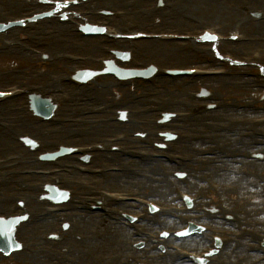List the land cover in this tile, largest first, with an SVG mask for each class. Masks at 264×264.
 <instances>
[{
    "label": "rangeland",
    "instance_id": "rangeland-1",
    "mask_svg": "<svg viewBox=\"0 0 264 264\" xmlns=\"http://www.w3.org/2000/svg\"><path fill=\"white\" fill-rule=\"evenodd\" d=\"M8 1V0H5ZM98 1V0H97ZM170 2V0H168ZM177 1V0H175ZM174 1V2H175ZM194 1H196V3H194ZM189 0V4H233V0ZM135 2H137V4H139L140 6L145 7L144 5L147 4H151L148 2V0H135ZM183 2V1H182ZM91 3V1L89 2ZM106 3V4H105ZM103 4H100L98 8V5L96 3L95 0L92 1L91 5H88V3L86 4V6H81L79 8H77L75 10L76 13H84V12H88L89 10H105V9H109V7H105L107 4H114L113 1L112 2H105ZM0 4H8L7 2H0ZM118 4V3H116ZM120 4H126L125 0H121ZM234 4H238V3H234ZM241 4V3H240ZM97 6V7H95ZM148 6V5H147ZM255 5H250L249 7H252ZM117 8L119 9H123V7L118 6ZM32 10H36L35 8L32 9L31 7L23 10L22 12L20 11L19 13H6L5 18H16L19 17L21 15H27L28 12L32 11ZM264 10V9H262ZM161 11H159L158 13H160ZM192 15L195 16H199L196 12L192 13ZM72 16V14L70 15ZM201 16V15H200ZM203 17H205L209 22L213 23L216 22L218 23V18L216 17H211L207 12H205L204 14H202ZM1 20V22L4 21ZM102 20V19H101ZM76 22L81 23L82 19L76 16ZM93 21H89L88 23H91ZM148 22L151 21H146V24L144 27L141 26V30H147L149 27ZM144 23V22H143ZM36 26V25H35ZM157 28H159L158 25H156ZM179 27L178 24L176 25H164L163 27H161L163 30H165L166 28L171 29V28H177ZM184 27V28H183ZM187 29L185 28V26H182L181 29ZM243 31H245L247 34H251L253 36H257L256 33L254 32H250L249 30H245L244 27L241 28ZM72 30V29H71ZM19 31V33H13L12 37H0V90H5L7 87H12L13 85H17L19 87H24V88H28L29 92H31L32 90H35V92L41 93L39 92L38 88H40L41 86H43L44 84H46L47 82L49 83L51 80L52 76H61L63 74H74L75 73V69L72 71L71 69L74 67V65L70 60L68 59H61V60H53V55L56 53H71V54H76V55H80V56H85L87 60V57H91V58H95L94 62L92 63H87L86 65L83 66H78L77 70L80 69H87V68H92L93 67L95 69H99L102 68V66H99V62L100 60L104 59H112L114 56L111 54L112 51H125V52H129L130 54V59L127 63L122 64L121 66L124 67H130L133 62L137 61V62H148V61H154L156 62L155 64L160 65V66H165V67H193V66H205L207 67L208 63L206 62L205 58H201L198 57L196 54H189L190 56H193L194 59H186L183 58L182 60L181 58V54H177V55H171L170 59H166L163 56H157V55H152L149 54L148 52L145 54V48L141 45V43H132V42H121V43H117L116 45L114 43H112V41H110L108 38H105L103 40L99 39L94 43V46H92L91 48L89 47H85V43L87 42L88 39H80L77 35L73 34L71 32V34H73V36L75 37V39H80L78 41H74L73 39H70V41H66L68 45L66 48L63 47V45H61L60 47L57 45L58 43L63 41V38H60L58 40H55L52 44H48L47 41L50 42V40H46L43 38V35H41V32L36 31V33H39L38 35H36V33L32 32L33 34L31 35V31L29 30H12L11 32H16ZM52 31H55L54 29H52ZM65 40V39H64ZM120 41H124L123 39H120ZM46 43V44H44ZM8 44L11 45V47L16 44H21V47H16L18 48L20 51L22 48H25L31 50H37L40 52V54H36V53H30V55H28L29 59L24 58L19 51L15 52L12 51L10 49H8ZM138 44H140V46H138ZM125 45H128V49H125ZM129 45H131L132 47H130ZM177 46H180L181 48H187V47H191L192 46H186L185 44H176ZM58 46V47H56ZM90 46V45H89ZM264 47V43L261 45H255L253 48H249V50L244 54L247 55L251 50H258L260 48ZM230 52V51H229ZM261 57L260 59H258L256 62V64L254 65V68L256 67H261L263 68L264 71V62H261L262 58H263V53L262 50H259ZM26 54H29L27 52H25ZM231 54H234L233 52H231ZM241 55H239L238 57H240ZM207 58H211L209 57V55H207ZM114 59V58H113ZM165 59V60H164ZM201 62V63H200ZM256 70V69H255ZM14 72L15 75L13 76L12 74L9 75L8 72ZM258 72V71H257ZM259 73V72H258ZM261 74V73H260ZM14 77L15 79H13L12 77ZM111 81L108 79H97L96 81L94 80L93 82H91L89 84V87H84L86 88V95L89 96V98H92V94L96 91V93H100V90L102 93L101 97L99 100L93 101L90 105L87 106L90 108H99V107H104V98L108 97H112V96H117V103L118 102H125V101H130L134 96L136 95H140L143 90L140 91H127L124 90V95L121 96L119 95V89L117 88L116 91H112L110 88L104 90V86L109 84ZM204 83L205 85H207L208 83H217L220 84L223 88L218 90V92H214L212 91L210 88H202L200 87L201 83ZM178 83L180 85H177V90L175 91V93L172 92L168 93L165 90L167 89H162L159 92L158 89H153L150 88L148 90H144V91H151V90H155L156 93H158V97L153 99L152 101L147 102L146 104L143 105H134L132 107H128L129 109H134L132 111H139L142 109H147V108H154L157 106H162V98H172L173 101L172 103L168 106L167 111H189L193 108L191 107H187L186 105L189 102L191 104H195L197 101H199V99L201 98L202 94H198L200 91L205 90L208 93V97L209 99L214 100H219V101H223L225 103H229V108H224L226 109L225 111H227L228 113L224 115V120H217V115H211L212 113L215 112H210L208 114H202V115H197L195 117V129H188L186 128V130H182L186 133L189 134H202L204 135L207 131H212L215 134L217 133L218 130V126L219 125H227L228 122L231 123L232 121H236V120H244V119H250V118H256V117H260V116H264V89H261L260 87H264V79L259 78L258 76H253L252 78L249 77H244L241 79H223V80H209V81H198L193 85L187 84L186 81H178ZM160 88L161 86L158 85ZM33 88V89H30ZM244 89V90H243ZM123 90V89H122ZM137 90V89H136ZM117 95H116V94ZM44 96H48V97H52L54 98V93H49V94H43ZM211 95V97H210ZM26 99L24 98L23 100H20L19 102H24ZM249 105L251 104V106H249L247 109H240L239 106L241 105ZM157 105V106H155ZM11 108H15L14 105L11 104L10 106ZM127 108V109H128ZM222 109V110H224ZM62 110V109H61ZM126 109H121L120 107L118 109L113 110L112 112L108 113L109 117H113L116 116L117 114L121 113H125ZM16 109L9 112L8 114H4V115H0V122H4L6 124H18L17 121H15L12 117L17 115L16 114ZM63 111V110H62ZM128 111V110H127ZM131 111V110H130ZM219 111V110H218ZM216 111V112H218ZM224 111V112H225ZM223 112V113H224ZM56 120H58V127L57 126H52V125H48V132L51 133V135H53L54 138H56L55 140H52L49 142V145H46L47 148L49 149H53L51 147V145H54V148L56 145H68V146H82L85 144H94L93 142L97 141L99 138H103V137H112L114 135H118V134H127L126 129L124 128H115V130H111L106 132L105 134L101 135V136H95L93 138H90L87 142V140H79V139H73V140H69L67 138V135H65L64 133V129L65 126L62 127L63 125V121L62 119L66 117V115H59L58 111L56 110ZM134 116V115H133ZM128 118V116L126 117ZM219 118H221V116L219 115ZM144 119V118H142ZM146 119V118H145ZM158 129L157 131L160 130L159 126H157ZM194 128V127H193ZM24 128L21 127V131H23ZM156 129V127L154 128ZM165 129L171 130L172 126H165ZM2 131H7V132H15L17 130H12L11 128L9 129H5V128H1ZM244 129H238V130H234L235 132H241ZM26 132V131H24ZM63 132V135L60 136L59 138L57 137V135L59 136V134ZM192 132V133H190ZM227 132L230 133V131L228 130ZM5 133V132H4ZM44 133V132H43ZM232 133V132H231ZM24 133H21V137ZM26 134L29 135L30 138H32L33 140L37 141L40 139V137H35V135L26 132ZM67 134V132H66ZM228 136L230 137V139H234V137L236 136H232L230 134H228ZM153 138V137H152ZM46 139V138H45ZM12 142H6L4 144L5 148H4V152L2 154H0V158L2 156H6L9 153L6 152V148L9 144H11ZM222 143H229L227 139L224 140H217L216 145L213 146H217L220 147V144ZM195 146H194V150L193 152H191L192 156L194 158H196V161L194 162L195 164H198L199 166H201L200 168L197 167V171L194 174L193 172V179L191 180L190 178H188V174L191 175V172L189 173H185V169H182L181 171H178L176 168L174 167H168L169 165L162 163L163 165L166 166V169H162L161 173L159 174V179L160 181H167V182H173L175 183V185H173L172 187H176L181 189L184 192H189V193H193L195 192V190L198 189V184H199V177L201 175H211L208 171H207V167L213 162L212 160L208 159L207 164L205 165H201L199 163V161H197V156H199V152H202L201 150L204 148H207L206 146H209L208 143H202V141H198V142H194ZM150 146H152V150L156 149V146H153L151 144H148ZM248 151V155L252 156L254 155V153H257L259 155H261L260 158L264 159V154L260 153V151L258 149L255 150H247ZM179 153L181 154L182 150H176V151H171V150H164V153ZM259 152V153H258ZM81 162V160H77V162ZM240 161V160H239ZM244 161H240L239 163H236L234 165V168L236 169V175L231 177V180H227L224 178H219L216 177V179H218L220 181V183L222 184H228L230 182L235 183V185L240 186L238 183L239 181H241V179H245L246 183L249 185L250 187V191L252 194V198L248 201L246 199V197H242L243 200H246L248 203H246L245 205H243L245 208H247L248 210H250L249 208H253L252 211H254L255 213H251L250 214H254L253 216L251 215L250 217L253 220H262L264 221V217L263 214H257L259 213V208L260 206H262V204L264 203L261 199H259L258 197V179L257 177L261 178L258 174L257 171H253L252 176L248 177V169L247 166L243 164ZM79 163V164H80ZM135 164V163H133ZM149 163H142L141 165H148ZM149 165H154V163L149 164ZM161 164H157L155 163L156 167H160ZM47 166V165H46ZM109 166H114V167H119V162H112V161H98V162H93V164H91V167H95V168H102V167H109ZM136 165H134L135 167ZM145 166V169H146ZM194 166V165H193ZM26 168H30V167H34V168H38L36 166H31V165H27L25 164ZM39 167H45V166H39ZM121 168V167H120ZM124 169V168H123ZM143 170L146 174V177H148L149 174H152L154 172L152 171H148ZM170 169V170H169ZM173 171V172H171ZM126 172V171H125ZM175 172H180L182 173L183 179L177 180V178L175 177L176 173ZM129 176H133L131 174H129L128 172H126ZM220 175H222V173L220 172ZM134 177H136V175H134ZM169 178V179H168ZM251 178V179H249ZM137 179V177H136ZM184 179H190L191 181L189 182V186L190 188L185 187L183 184ZM77 180H81V179H77ZM144 180H140V181H145ZM189 181V180H188ZM88 182V181H87ZM181 182V184L179 183ZM197 184V185H196ZM69 186H71L73 189H76L75 186H73L71 183H69ZM71 187H65V189H70ZM170 188L172 194H173V188ZM21 187H19L20 190ZM25 188V187H24ZM141 189L140 187H121V186H98V189L100 190H105V191H119V192H126L128 190H136V189ZM68 189V190H69ZM97 189V188H96ZM19 190L17 191L18 196H21L20 198H25L30 194V192H26L24 193V189L22 188L19 192ZM91 190V189H90ZM143 192V191H142ZM28 194V195H27ZM144 195L149 197L150 199H152L153 201H160L161 199L159 197H157L155 194L150 193V196L148 195V193L144 192ZM34 196V199H37V197H39L40 200V196H38L37 194L31 195ZM205 197L207 200L210 199V195L205 194ZM235 197L237 196H230L227 198V202L229 204H233L231 200L235 199ZM239 201L240 199L237 198ZM37 202H39L37 200ZM160 202L164 203V204H168V205H173L176 203V201H171V200H161ZM241 203H243L242 201H240ZM244 204V203H243ZM43 204H40V207ZM10 206V204L8 205V207ZM30 207V206H29ZM22 208H20V212H21ZM13 209L9 208L7 210L4 211H0V214H10V212H12ZM123 211L126 212H141L143 211V208H136V209H124ZM257 211V213H256ZM104 218V217H102ZM107 222H109V220L105 219ZM55 228H51L47 231L48 232H53ZM72 234V240L73 242L76 244V246L79 247V245H83L86 243H91L92 241H90V236L89 234H87L86 231H81V230H74L73 227L70 230H67ZM157 231V230H156ZM45 234V231H41L39 232L37 235H43ZM35 235V236H37ZM84 238L86 237L87 240L86 241H79V239L77 238V236H83ZM18 239L25 242L28 241L29 239H31L30 236L25 235L24 233L18 236ZM100 240V237H99ZM59 244H64L62 242H56ZM97 240L93 241V250L92 252L94 253V255H90L89 258L92 259V261H90V264H98L99 261L101 260V257H106L107 255L110 254H114V251L111 250L108 252V250H105L104 245ZM184 246V245H183ZM187 247V246H184ZM47 248L51 249L52 246H48V247H44L45 251L47 250ZM202 247H199L197 250H200ZM86 250L88 251V248H86ZM196 250V251H197ZM40 255L46 257L48 264H58L56 261L60 260V258H58V255L55 254H50L48 255L47 253H41ZM71 255L66 254L64 256L61 257V259L63 261H66ZM255 256L251 257L250 260L254 259ZM18 261L17 257H13L12 255L7 257V258H2L0 256V264H10L8 263V261ZM87 260V258H86ZM15 264H21L20 262H17ZM89 264V262H88Z\"/></svg>",
    "mask_w": 264,
    "mask_h": 264
},
{
    "label": "bare ground",
    "instance_id": "bare-ground-1",
    "mask_svg": "<svg viewBox=\"0 0 264 264\" xmlns=\"http://www.w3.org/2000/svg\"><path fill=\"white\" fill-rule=\"evenodd\" d=\"M212 5H213L212 8H214L217 12H219V14H221V16H223V17L227 16V14L220 9L219 5H217V4H212ZM177 14L178 13L175 12L173 15L177 16ZM181 24H184V23L182 22ZM244 26L249 28L251 31H254V32L258 33L257 35L259 37H263L264 25L262 26L260 24H257L254 27V25L250 21H248V20H246L244 18ZM68 31L69 30H67V28L64 29V31H63L64 38H66L67 40L74 39L72 36H69ZM89 41L91 43L95 42L94 40H88L85 43V46L90 44ZM146 44H147L146 48H148V49L156 47V48H154V51H155V54H157V55L164 56V55L171 54V52H173L172 50L167 49L165 47H160L163 44H155V42L146 43ZM148 44H151V45H148ZM63 45L70 46L67 43L65 44L64 42H63ZM24 57L26 59H29L28 56L24 55ZM163 81H165V80H163ZM111 87H112V90H113L114 87L113 86H111ZM173 87H177V85L172 86V88H169L170 91H172ZM202 87H208V88L214 90V92H217L216 90H220L221 89L220 85H217L216 83H210L208 85L202 84ZM227 113H228L227 111H225L224 113L223 112L222 113L218 112V115H220L221 118H223L224 115L227 114ZM190 124L192 125V123H190ZM93 128L96 129V133H98V132L106 131L104 129L105 128L109 129L110 127H109V125H101V126H96V127H93ZM11 136H12V134L1 133L0 134V144L4 143V141L2 139L6 138V137H11ZM92 136H96V135L92 134ZM90 137H91V135H90ZM226 137H227V134H224L222 136H217V138H226ZM249 148H251L250 142H243V145L239 149L247 150ZM93 159H95L96 161H98V160L109 161L110 160V158H108L105 155H101V154L93 155ZM247 164L249 165L250 169H259V170L264 169V165L263 166L262 165H255L252 162H249ZM226 166L228 167L227 164H226ZM222 169H224V168H222ZM222 177H226V173H225L224 176L222 175ZM149 179H150V183L149 182L141 183L139 181L133 180L132 178H130L127 175H120V176H113L112 180L104 179V180L96 181V183L98 185L110 184V186H114V185L116 186V185H131L132 181H136V183L139 186H141L144 189H147V192H149V194L150 193H156L158 195V197H160L162 199H166L168 197L171 200H174V198H172L173 194L170 192V185H169L168 182H164V181L161 182L158 177H152V178H149ZM31 180L27 179L22 185H24L26 188H29V184H30ZM14 181H15L14 179H8L7 181H4V183H2L0 185L1 187H4V189H1V190H6L7 193H10V192L14 191V189L13 190L11 189L12 187L9 184V183H12ZM29 191L33 195L34 193H37L39 190H36V189H32L31 190V189H29ZM42 194H44V192ZM30 203L33 204V205L37 204L34 201V199L31 200ZM70 204H72V203H70ZM5 205H7V204H1L0 205V209H4L6 207ZM60 217L68 219L69 215L68 214H63ZM148 219L152 220L153 218H148ZM78 220H79V222H77V220L75 221V224H77V225H75L76 228H80V224H82L85 227V229L87 230V232L89 233V235L92 234L93 231H97L98 236H103L104 240H106L105 241L106 244L108 243V241H110L113 244V248L114 249H119L122 252H131L127 248V246H128L127 240H126L127 239V232L122 230V229H114L109 222H107L105 219H102L98 214H95L89 220H86V219H78ZM57 222H58V217L57 216H53L50 219L42 222L40 226L33 225L30 228H28L26 230V235L37 234V233L41 232L42 230H46V229L52 227V225L56 224ZM68 244L72 245L73 243L70 240L68 242ZM92 246H93V242L88 243L87 246H85V247H92ZM230 255H234V254H232V252L230 251L229 254H227L226 258L228 256H230ZM171 258H172V255H168L166 257L165 264H169L167 261L170 260ZM20 261L24 262V263H29V264L44 263L42 259L28 258V257L20 259ZM225 261H226L227 264H231V262H232V261H230V259H225ZM152 263L153 264H155V263L157 264L156 260L152 261ZM161 264H164V262H161ZM244 264H249V261L246 260L244 262Z\"/></svg>",
    "mask_w": 264,
    "mask_h": 264
}]
</instances>
